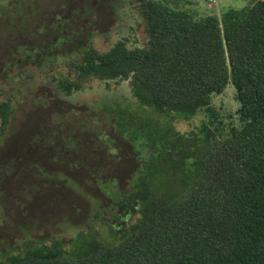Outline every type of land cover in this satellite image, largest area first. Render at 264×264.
I'll use <instances>...</instances> for the list:
<instances>
[{"label":"trees","instance_id":"16d2710c","mask_svg":"<svg viewBox=\"0 0 264 264\" xmlns=\"http://www.w3.org/2000/svg\"><path fill=\"white\" fill-rule=\"evenodd\" d=\"M26 2L9 3L8 16L0 14L10 29L17 30V19L27 27ZM131 2L146 44L129 47L118 39L99 50L88 42L69 56L68 75L55 82L64 95L91 79L129 82L134 107L115 100L103 110L131 144L138 166L128 190L101 188L96 178L117 209L115 221L123 223L119 235L103 240L93 221L67 242L43 237L0 251V264H264V0L221 16H196L165 0ZM66 21L61 15L39 26L53 37L32 61L71 39L74 28ZM228 83L238 124L226 127L212 96ZM12 113L11 100L1 99L0 141ZM198 113L205 118L196 128H176L177 120ZM94 209L96 220L100 209Z\"/></svg>","mask_w":264,"mask_h":264},{"label":"rangeland","instance_id":"374dc122","mask_svg":"<svg viewBox=\"0 0 264 264\" xmlns=\"http://www.w3.org/2000/svg\"><path fill=\"white\" fill-rule=\"evenodd\" d=\"M165 1L196 16H221L228 8L256 0ZM14 2L18 0H0L2 18ZM21 8L28 17L27 27L17 19V30L10 29L0 18V100L9 99L13 105L9 129L0 141V251H18L28 241L43 237L67 242L93 221L101 238L114 242L110 233L117 237L123 223L115 221L117 209L98 188L96 178L101 188L113 185L128 190L138 166L131 144L115 131L112 121L105 120L103 110L104 104L115 100L134 107L129 82L91 79L71 95L59 92L55 82L68 75L69 56L88 42L99 50L118 39H125L129 47L144 46L143 20L131 0H27ZM61 15L74 28L71 39L41 51L39 60L32 61L36 49H46L53 37L52 31L39 26ZM212 103L226 127L238 124L234 114L238 101L231 83L212 96ZM204 118L198 113L188 121L177 120L175 126L188 132ZM95 206L100 209L96 220Z\"/></svg>","mask_w":264,"mask_h":264}]
</instances>
